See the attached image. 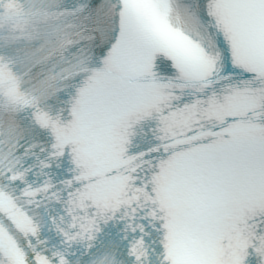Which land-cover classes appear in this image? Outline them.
Here are the masks:
<instances>
[{"label": "snow or ice", "instance_id": "6c2138e0", "mask_svg": "<svg viewBox=\"0 0 264 264\" xmlns=\"http://www.w3.org/2000/svg\"><path fill=\"white\" fill-rule=\"evenodd\" d=\"M0 264H264V0H0Z\"/></svg>", "mask_w": 264, "mask_h": 264}]
</instances>
